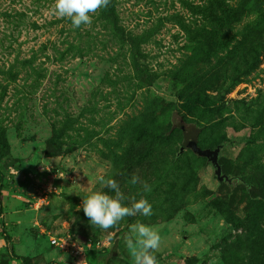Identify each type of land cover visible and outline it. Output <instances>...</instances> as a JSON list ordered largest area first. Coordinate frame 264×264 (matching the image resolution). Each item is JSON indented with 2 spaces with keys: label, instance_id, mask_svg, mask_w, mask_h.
<instances>
[{
  "label": "rangeland",
  "instance_id": "374dc122",
  "mask_svg": "<svg viewBox=\"0 0 264 264\" xmlns=\"http://www.w3.org/2000/svg\"><path fill=\"white\" fill-rule=\"evenodd\" d=\"M114 1L74 28L55 0H0V264H134L137 222L158 264H264V0ZM101 176L153 214L91 226Z\"/></svg>",
  "mask_w": 264,
  "mask_h": 264
},
{
  "label": "clouds",
  "instance_id": "9594fccd",
  "mask_svg": "<svg viewBox=\"0 0 264 264\" xmlns=\"http://www.w3.org/2000/svg\"><path fill=\"white\" fill-rule=\"evenodd\" d=\"M110 2L111 0H55L54 10L60 17L69 19L74 28H79L82 25H90L92 14L101 8H106ZM99 179L104 187L114 192V195L95 191L83 199V213L91 226L107 231L125 217L137 214L147 217L153 214L152 205L143 196L138 200L133 199L130 205H126L124 201L128 198L121 191L115 179H105L103 176ZM129 183L131 185L140 184L144 192H151V186L141 181L138 175H132ZM131 229L135 234V239L127 238L126 246L134 264H158L154 253L159 250L162 242L159 232L139 222L133 224Z\"/></svg>",
  "mask_w": 264,
  "mask_h": 264
},
{
  "label": "trees",
  "instance_id": "16d2710c",
  "mask_svg": "<svg viewBox=\"0 0 264 264\" xmlns=\"http://www.w3.org/2000/svg\"><path fill=\"white\" fill-rule=\"evenodd\" d=\"M114 3H115V1L114 0H111L110 4L107 6L108 11H110V12H113L114 11ZM242 3L243 2H240L238 7H242ZM242 13H243V10H242V8H240V9H238V11H237L236 14H233V16L235 18H238ZM188 102H190L191 104H197V103H201L202 100L199 99L198 97H193ZM210 108H211L210 110L212 112L217 110V108H213V107H210ZM174 124L175 123L173 121H171L170 128L172 127V125L174 127ZM179 129L181 130V132L183 134V140H182V142H184L187 145H192V143H191L192 141L190 142L189 138H190V136L192 134H195L196 133L197 127H195V129H194V127L188 128V129H185L184 127H181ZM165 137H167V136H165ZM252 185H253L252 182H248L247 181L246 184H245V187H246V190H247V193H248L249 200L250 201H255V200L260 199V196L252 194V191H251V186ZM2 187H3V175H2V173H0V195H1ZM7 239L10 240L8 236H7ZM22 262H24L26 264V260L24 258L22 259Z\"/></svg>",
  "mask_w": 264,
  "mask_h": 264
},
{
  "label": "water",
  "instance_id": "95a60500",
  "mask_svg": "<svg viewBox=\"0 0 264 264\" xmlns=\"http://www.w3.org/2000/svg\"><path fill=\"white\" fill-rule=\"evenodd\" d=\"M183 150H184V147H181L180 152H182ZM195 151H197L199 154H201L203 156L211 158L212 163L216 167V175H217L218 179H220V180L225 179L227 181H231V179L227 175L222 174V168L218 162V154L220 151V147H217L215 149H209V148L201 149L199 147L198 148L195 147Z\"/></svg>",
  "mask_w": 264,
  "mask_h": 264
},
{
  "label": "built area",
  "instance_id": "2783aa9c",
  "mask_svg": "<svg viewBox=\"0 0 264 264\" xmlns=\"http://www.w3.org/2000/svg\"><path fill=\"white\" fill-rule=\"evenodd\" d=\"M69 240L66 238H59V240L57 238H53L52 242L57 244L58 246L62 247V248H66L69 245Z\"/></svg>",
  "mask_w": 264,
  "mask_h": 264
}]
</instances>
